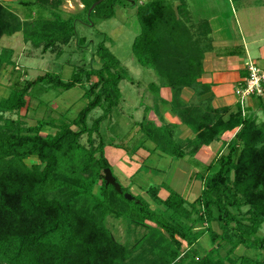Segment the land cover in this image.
Listing matches in <instances>:
<instances>
[{
	"label": "trees",
	"instance_id": "trees-1",
	"mask_svg": "<svg viewBox=\"0 0 264 264\" xmlns=\"http://www.w3.org/2000/svg\"><path fill=\"white\" fill-rule=\"evenodd\" d=\"M63 1L17 0L26 10L23 19L0 1V39L21 32L25 43L42 52L75 40L80 51L85 38L76 37L77 23L91 25L93 17L112 18L116 7L136 6L141 31L131 50L138 64L158 78L148 86L155 99L153 109L157 113L159 106L166 107L193 134L181 139L177 124L157 126L143 117L135 124L141 141L153 147L146 159L158 153L160 158L188 157L200 165L194 156L201 147L232 134L222 144L224 153L191 174L189 180L201 182L193 202L165 186L168 195L162 199L158 193L163 185L150 186L146 193L158 206L151 209L129 188L119 184L118 193L104 180V170L112 169L101 125L110 124L120 106L119 83L127 75L104 34L91 50L89 65L75 66L69 80L52 72L32 80L14 79L8 95L0 99V264H264L259 258L264 254V236L259 234L264 224V123L244 112L246 98L235 93L234 107L212 106L210 86L199 82L204 53L211 50L209 24L193 29L179 19L178 13L187 16L182 0L176 9L168 0H102L90 13L99 0H73L82 8L71 15L62 14ZM12 56V49L0 51V72L12 66L14 73ZM94 57L100 61L97 68L92 66ZM244 84L242 80L237 87ZM75 87L87 100L75 117H66L65 111L59 120L45 117L31 126L20 117H4L27 110L28 101L42 105L40 98L51 90ZM161 88L170 91L169 101L159 97ZM184 90L192 93L189 99L183 97ZM251 97L264 98V83L262 94ZM96 108L102 112L89 126L87 117ZM83 136L86 145L81 143ZM112 142L111 147L129 155V162H137L133 158L141 146ZM30 158L37 162L27 165ZM110 216L144 233L132 244L120 243L105 225ZM204 236L210 247L199 251ZM241 247L244 253L236 255ZM249 250L259 254L249 257Z\"/></svg>",
	"mask_w": 264,
	"mask_h": 264
},
{
	"label": "rangeland",
	"instance_id": "rangeland-1",
	"mask_svg": "<svg viewBox=\"0 0 264 264\" xmlns=\"http://www.w3.org/2000/svg\"><path fill=\"white\" fill-rule=\"evenodd\" d=\"M168 1L173 9H176L183 1L188 21L185 16L183 18L179 13L177 16L179 19L182 18L193 29L197 25L200 27L204 24H209V26L214 28L217 26V20H219V22L222 21L228 27L227 32L230 33V26H234L233 20L240 19L243 13L240 7L246 4L251 5L250 0ZM11 6L18 11V15L23 19L26 10L18 4H11ZM81 8L82 5L80 2L73 0H64L60 7L63 15L78 13L81 11ZM258 13V11L254 12L256 16L255 20L259 15ZM76 31L77 38H85V43L82 44L83 48L80 51H78L75 40H72L69 45L57 44L53 49L42 52L41 47L35 49L29 43H25L21 32H17L12 36H3L0 39V51L4 48L13 50L12 61L14 63V73L11 74L12 66H6L1 69L0 99L8 95L9 88L14 79H19L20 81L26 79L32 80L46 72H52L60 74L65 81L69 80L75 66L89 65L91 50L102 39L104 34L108 39L106 43L107 47L127 71L126 77L119 83V90L122 95L121 104L112 117L110 124L109 122H104L101 125V132L104 137V142L107 145L106 150H108V153L112 151L113 147L109 144L111 141H113L112 144L126 143L129 147H142L133 158L138 164L137 162H129V155L123 159L121 158L117 162L109 161L112 174L117 179L118 184L122 187L129 188L130 193L139 196L143 201L149 203L151 209H155L158 206L154 202H151L149 195L146 193V189L150 186L163 185L158 193L160 198L162 197L161 192L166 194L167 190L164 186L174 190L183 197L184 188L189 189L193 180H189L190 178L187 176L180 175L176 168H174L172 175L167 176L169 174L167 172V174H164L162 171L164 166L171 163V159L167 156H163L162 158L164 159H158V153H153V155L146 159L148 157L147 153H151L149 151L153 147L149 141L145 143L141 141L140 132L135 124L140 122L143 117H146V119L152 120L159 125L157 118H154L152 113L148 111L144 112L145 105L152 106V102H155L152 99L154 98L153 93L149 91L148 86L150 83H158V78L152 70L138 64L131 50L135 36L141 31V26L136 16V6H127L125 8L116 7L115 14L112 18L100 20L93 17L91 25L77 23ZM92 66L94 68L100 66V61L95 57ZM82 93L83 90L80 87H75L69 91L51 90L40 98L43 103L42 105L37 106L38 101H28L27 110L22 109L18 113H5L4 117L11 119L20 117L26 126L34 125L37 119L45 117L60 119L61 114L65 111H68L66 117L72 118L87 103L86 99H82ZM149 108L151 110L152 107ZM101 112L100 108L91 111L87 117V125L90 126L93 119L97 118ZM46 132V130H43L42 134L45 135ZM110 138L113 140H110ZM81 143L86 145V136L82 137ZM225 151L223 150V153ZM214 152L215 148H212V153ZM207 154L201 156V159L204 160L202 163L196 160L200 164L198 165L197 171H203L204 167L209 164L210 160ZM137 155H139V158H137ZM108 157L110 158L109 155ZM142 161L145 163L138 170ZM25 162L27 165H31L37 161L34 158H30ZM173 162H177L178 164L179 161L176 160ZM193 172L195 171L191 173ZM189 200L192 202L193 199L189 198ZM105 225L108 226L114 238L120 243L127 242L128 244H132L136 237L144 233L143 228L135 227L134 224L128 225L122 218L107 217ZM213 228L218 231L216 224H213ZM259 234L264 236V224L261 226ZM199 245V251H204L210 247L206 236L200 239ZM244 251V248L241 247L235 253L236 255H241ZM253 252V250L246 251V255L252 257L255 254H259V251H255V254ZM220 254L223 256L224 251H221ZM259 258L261 261H264V254Z\"/></svg>",
	"mask_w": 264,
	"mask_h": 264
},
{
	"label": "crops",
	"instance_id": "crops-1",
	"mask_svg": "<svg viewBox=\"0 0 264 264\" xmlns=\"http://www.w3.org/2000/svg\"><path fill=\"white\" fill-rule=\"evenodd\" d=\"M0 1L15 10L11 4H17V0ZM250 4L251 5L246 4L240 7L243 13L240 19L233 20L234 26H230L231 33L227 32L228 27L222 21L219 22V20H217V26L214 28L210 26L209 38L211 50L204 53L203 73L199 82L210 86L212 106L214 108L226 106L234 107L237 104L234 89L239 86L245 78L246 67L249 63H254L257 67L264 70V1L250 0ZM256 11L259 12V15L255 20L256 16L254 12ZM182 95L185 99H189L192 93L188 90H184ZM206 96L208 95H204V97ZM159 97L169 101L171 98L170 91L167 88H161L159 90ZM152 99L155 101L154 98ZM154 104L155 102H152V106L145 105L144 112L148 110L145 111L146 107H152L148 112L152 113L154 118H157L159 125H161L162 122L177 124L180 129L181 139L193 137L190 130L186 126L180 124L178 119L167 111L166 107L159 106L157 113H155V109H153ZM245 107V113H250L255 116L258 123H264V98H246ZM231 134L232 133H225L219 141H215L209 146L201 147L194 156V159L202 163L204 160L201 159V156L209 152L210 155L207 154L209 157L208 159L212 161L219 152H223L222 144L231 137ZM212 148H215L214 153H212ZM106 151V154L111 158V160L108 158L109 161L117 162L125 157V152L120 149L113 148L110 153H108V150ZM158 159L164 158L158 157ZM172 161L176 160L171 159V163L166 164L162 170L164 174L169 173L167 176L172 175L174 168H176L180 175L190 178L191 172H196L198 169V165H194L193 161L188 157L179 159L178 164L177 162L172 163ZM200 189V180L193 179L189 189L184 188L183 197L187 199L188 202H191L189 198L194 200L198 196ZM162 193L163 192H161V198L165 199L168 193L167 191L166 194Z\"/></svg>",
	"mask_w": 264,
	"mask_h": 264
},
{
	"label": "built area",
	"instance_id": "built-area-1",
	"mask_svg": "<svg viewBox=\"0 0 264 264\" xmlns=\"http://www.w3.org/2000/svg\"><path fill=\"white\" fill-rule=\"evenodd\" d=\"M249 76L243 79V86L236 87L234 93L241 98H248L251 94H262V84L264 83V71L254 64L248 66Z\"/></svg>",
	"mask_w": 264,
	"mask_h": 264
},
{
	"label": "water",
	"instance_id": "water-1",
	"mask_svg": "<svg viewBox=\"0 0 264 264\" xmlns=\"http://www.w3.org/2000/svg\"><path fill=\"white\" fill-rule=\"evenodd\" d=\"M102 0H99L98 2H96V3H94L92 6H91V8L89 9V13L92 11V9L98 4V3H100ZM104 180H105V183H106V185H111V186H113L114 187V189L118 192V193H120L121 191H120V185L117 183V182H115V179H114V177H113V175H112V172H111V170L110 169H105L104 170ZM124 197L126 198V199H128V200H132V196L130 195V194H124Z\"/></svg>",
	"mask_w": 264,
	"mask_h": 264
}]
</instances>
